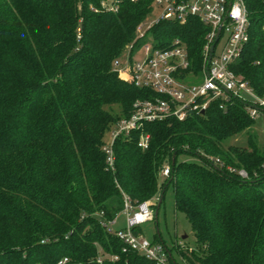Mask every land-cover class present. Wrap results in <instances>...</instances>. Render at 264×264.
<instances>
[{"label":"trees","instance_id":"1","mask_svg":"<svg viewBox=\"0 0 264 264\" xmlns=\"http://www.w3.org/2000/svg\"><path fill=\"white\" fill-rule=\"evenodd\" d=\"M153 2L0 0V264H157L124 250L103 223L123 211L125 194L155 213L170 186L196 246L176 251L156 232L169 264H179L174 250L184 264H264V146L248 99L231 96L221 108L216 98L205 112L147 122L115 140L108 167L112 126L138 99L159 96L112 65ZM246 4L250 38L233 69L264 97V0ZM209 30L190 16L161 19L148 33L157 47L181 39L199 71ZM241 134L245 144H226Z\"/></svg>","mask_w":264,"mask_h":264},{"label":"built area","instance_id":"2","mask_svg":"<svg viewBox=\"0 0 264 264\" xmlns=\"http://www.w3.org/2000/svg\"><path fill=\"white\" fill-rule=\"evenodd\" d=\"M153 4V12L137 26L134 39L122 55L114 59L112 65L114 70L129 75L136 86L151 88L159 96L138 99L133 104L131 114L120 118L112 126L110 139L103 146L106 162L112 170L115 166V140L119 136H129L133 130L143 129L147 122L164 120L170 116L182 120L188 114L205 112L216 98L223 100L220 107L225 108L231 96L248 99V109L253 118L264 113V97L257 95L247 80L233 69L250 38L251 22L246 0H154ZM156 8L159 13L155 11ZM154 12L155 19L151 18ZM190 16L198 17L210 28L203 50L204 66L199 71L191 68L187 46L181 39L176 38L165 47H157L155 40L145 42L150 36V28L159 20L174 19L184 23ZM126 49L129 51L126 52ZM141 55L142 58H135ZM200 71L204 73L203 82L192 84L189 76L198 75ZM149 139L150 134L142 132L139 146L147 148ZM169 174L170 168L165 167L162 176ZM242 174L245 175L244 172ZM124 203L122 213L126 217L125 228H109L116 218L104 222V226L124 242V250H135L157 264H169L166 247L145 239L136 231L142 223L154 218L150 203L142 201L134 204L126 194ZM65 261L67 258L60 263ZM98 262L102 263V259L99 258Z\"/></svg>","mask_w":264,"mask_h":264},{"label":"rangeland","instance_id":"3","mask_svg":"<svg viewBox=\"0 0 264 264\" xmlns=\"http://www.w3.org/2000/svg\"><path fill=\"white\" fill-rule=\"evenodd\" d=\"M158 13L160 12L157 8L155 9ZM156 15L154 12L151 16L153 18ZM155 19V18H153ZM154 39L149 36L146 39V43L153 42ZM144 42V43H145ZM143 43V44H144ZM129 49H126L128 52ZM135 58H142L136 56ZM203 71L198 75L189 76L190 82L192 84H201L203 82ZM118 111V110H117ZM264 113H261L255 117L254 132L257 134L258 141L260 145L264 146ZM106 141L110 139V134H107L105 137ZM245 135H238L236 137L230 138L226 141V144H245L246 143ZM155 216V213H154ZM126 217L120 212L116 217V222L112 225H109L110 229L121 230L125 228ZM140 233L142 237L148 239L151 242L155 240L156 232H159L161 239L166 243L168 248H174L177 251L178 246H190V248L196 246V237L194 230L187 219L184 212L177 210L175 207V195L173 187L170 186L165 193V199L162 206L159 209L157 218L146 221L140 226ZM165 247V246H164ZM175 250L172 255L179 264H184L181 257Z\"/></svg>","mask_w":264,"mask_h":264},{"label":"water","instance_id":"4","mask_svg":"<svg viewBox=\"0 0 264 264\" xmlns=\"http://www.w3.org/2000/svg\"><path fill=\"white\" fill-rule=\"evenodd\" d=\"M219 34H220V30H218V35L217 36H219ZM213 49H214V46H212V48H211V51H213ZM204 112V111H203ZM162 197H163V193L161 194V197H160V199H159V202H158V204H157V208H156V210H155V217L157 218V216H158V213H159V209H160V206H161V203H162ZM167 249V248H166ZM168 251V250H167ZM168 253H169V256H171V253L168 251Z\"/></svg>","mask_w":264,"mask_h":264}]
</instances>
